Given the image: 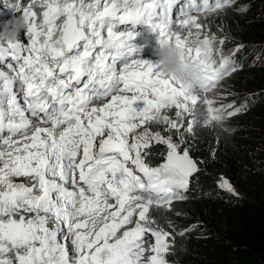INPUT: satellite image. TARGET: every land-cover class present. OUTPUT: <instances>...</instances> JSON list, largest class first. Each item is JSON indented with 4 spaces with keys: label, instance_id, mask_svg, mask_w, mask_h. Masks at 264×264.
<instances>
[{
    "label": "snow or ice",
    "instance_id": "obj_1",
    "mask_svg": "<svg viewBox=\"0 0 264 264\" xmlns=\"http://www.w3.org/2000/svg\"><path fill=\"white\" fill-rule=\"evenodd\" d=\"M178 2L29 0L23 7L12 5L27 24L28 44L0 42V64L9 69L0 70V264H166L164 254L175 237L169 241L171 233L156 224L150 207L185 200L200 169L183 142L146 125L163 122L179 131L198 96L158 64L137 58L134 30L143 25L158 43H174L182 60L199 66L203 93L235 71L231 60L214 49V36L200 40L201 33H193L201 25L190 15L223 9L235 0H192L181 6L174 23ZM193 35L197 47L191 46ZM9 56L14 63L6 62ZM205 102L208 119L217 123L248 104L214 108L212 100ZM173 106L177 120L163 111ZM153 142L166 146L163 163L155 167L147 161ZM18 177L28 183L14 182ZM217 183L239 196L227 179ZM60 235L66 243L59 242Z\"/></svg>",
    "mask_w": 264,
    "mask_h": 264
},
{
    "label": "trees",
    "instance_id": "obj_2",
    "mask_svg": "<svg viewBox=\"0 0 264 264\" xmlns=\"http://www.w3.org/2000/svg\"><path fill=\"white\" fill-rule=\"evenodd\" d=\"M14 3L27 5L24 0H0L2 16L14 8ZM188 4L189 0L185 6ZM35 11L39 14L41 10L37 7ZM210 16L226 17L228 38L223 45L214 42L213 47L227 55L235 71L202 95L195 106L189 105L193 111L184 114L179 131L168 129L163 122L146 125L152 132L183 142L200 169L185 200L173 201L165 213V208L153 209L151 217L175 237L164 254L166 264H264V65L251 64L252 56L264 53V0H235L233 5L198 15L197 19L205 23ZM5 25L11 27L3 18L0 29ZM202 35L200 40L205 38ZM189 40L196 42V36ZM133 43L147 45L155 53L157 35L141 27ZM213 58L219 61V52H214ZM196 91L202 92L199 88ZM206 98L213 101L214 108L244 101L248 104L245 111L217 123L208 119ZM163 111L170 119H178L175 106ZM150 152L147 161L158 166L163 163L166 146L153 142ZM221 177L228 180L238 197L218 187ZM149 240L154 242L151 237ZM149 254L146 252L145 257Z\"/></svg>",
    "mask_w": 264,
    "mask_h": 264
},
{
    "label": "clouds",
    "instance_id": "obj_3",
    "mask_svg": "<svg viewBox=\"0 0 264 264\" xmlns=\"http://www.w3.org/2000/svg\"><path fill=\"white\" fill-rule=\"evenodd\" d=\"M189 2L192 3V0H189ZM196 2L198 4H202L203 0H196ZM209 2L212 4H215L216 0H209ZM226 7H229V6H226ZM214 11H217V10H214ZM214 11H210V12H214ZM205 13H209V11H201L199 13H197L196 11H191L190 15L197 17L198 15H202ZM179 18L183 19V17H179ZM173 21L174 23L178 22L177 15L173 16ZM197 22L201 25V28L198 29L200 30L201 35L203 34L201 37L214 36L216 38L214 41L216 44H218L221 40H224V39L227 40L228 36L225 37L223 35H220L216 32L211 31L210 24L207 22V18H206L205 23H201L198 19H197ZM202 26L204 27L202 28ZM26 28H27V24L23 16L15 15L12 20V24L10 28L5 25L2 29H0V42H3L4 44H9V43L14 44L17 41H22L23 33L25 32ZM193 29H196V28H193ZM191 46L197 47L198 45L196 42H192ZM200 46L202 47V45ZM224 56L227 57V55L225 54ZM262 58H263L262 55L258 57H255V56L252 57L251 64L254 65L257 62L260 65H264V59L262 60ZM155 63L160 66V70L166 76H170L174 78V80L178 82L179 85L183 86L185 91L197 95L198 99H200L202 95H206L213 90L212 89L207 93H203L200 91L195 92V90L199 88V84L201 82L202 74L200 72L199 66L196 64H193L186 57L182 60L181 52L179 49H177L174 43H171V42L158 43L157 42V49L155 51ZM229 76L225 77L221 82L226 80ZM169 238L171 240L172 237H169Z\"/></svg>",
    "mask_w": 264,
    "mask_h": 264
},
{
    "label": "rangeland",
    "instance_id": "obj_4",
    "mask_svg": "<svg viewBox=\"0 0 264 264\" xmlns=\"http://www.w3.org/2000/svg\"><path fill=\"white\" fill-rule=\"evenodd\" d=\"M13 18L10 19V16L9 15L7 16V19L11 23H12ZM225 20H226L225 16H219V17L218 16H212V17L207 18V22L210 24L211 31L216 32V33H218L220 35H223V36L227 37L229 34L226 31V22H225ZM196 31L200 32V30H198V29ZM225 32H227L228 35H226ZM133 47L139 50V56L137 58H140L143 61H148V62L153 63V64L155 63V53L149 47H144L142 45H133ZM261 55L263 57L262 58V60H263L264 59V53L261 54ZM255 56L258 57L260 55L256 54ZM252 57H254V56H252ZM13 90L14 91L17 90V87H13ZM20 103L23 104V100ZM148 127L150 129H152L154 126L150 124V125H148ZM137 131H141V130L139 129ZM14 182H16V183H28V181L25 180V178H23V177L14 178ZM68 187H69V190H71V185H69ZM168 210H169L168 208H165V210H162V211L165 213ZM152 212H153V207H150V210H149V215L150 216L152 215ZM59 240L64 244L65 241L63 239V236L59 237ZM72 255H74V253H72Z\"/></svg>",
    "mask_w": 264,
    "mask_h": 264
}]
</instances>
